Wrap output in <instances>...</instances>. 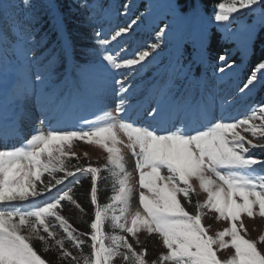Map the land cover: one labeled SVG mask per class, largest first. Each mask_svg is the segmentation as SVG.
<instances>
[{
  "label": "snow or ice",
  "instance_id": "1",
  "mask_svg": "<svg viewBox=\"0 0 264 264\" xmlns=\"http://www.w3.org/2000/svg\"><path fill=\"white\" fill-rule=\"evenodd\" d=\"M78 6L97 22V8L87 0ZM48 7L49 33L36 39L33 0H0V264H50L34 240L43 252L56 251L57 264H264L258 248L264 233L249 239L245 225V218L264 220V156L253 151L264 153V101L235 116H217L215 85L208 89L194 75L200 66L211 68L220 82L237 75L239 66L217 47L209 26L248 57L264 29V0H219L211 16L202 14L198 0H173L174 19L185 31L177 35L165 25L145 46L135 41L140 17L108 31L94 29L97 47L71 64L72 93L59 86L69 76L58 64L73 58V37L65 14L55 4ZM132 7L125 2L106 9L102 19L129 17ZM161 44L173 48L169 77L134 103L132 80L160 59ZM93 72L100 83L90 81ZM258 88H264V53L238 86L239 99L251 100ZM110 95L114 107L104 103ZM32 103L39 109L38 127L22 139ZM13 140L21 142L10 145ZM77 142L102 149L106 163L80 164ZM73 158L76 164L69 163ZM109 178L111 195L101 203L100 184ZM85 179L91 185L87 221L88 210L73 195ZM197 187L206 194L203 201ZM65 201L79 211L86 231L62 215ZM210 214L227 226L210 234L212 225L204 223ZM142 232L162 245L156 259L147 258ZM228 249L230 256L221 259L218 253Z\"/></svg>",
  "mask_w": 264,
  "mask_h": 264
},
{
  "label": "rangeland",
  "instance_id": "2",
  "mask_svg": "<svg viewBox=\"0 0 264 264\" xmlns=\"http://www.w3.org/2000/svg\"><path fill=\"white\" fill-rule=\"evenodd\" d=\"M17 2H19V0H17ZM130 3L134 5V7L130 9L129 17H120L119 19L114 21L113 27L121 26L123 23L129 22V19H135L136 17H140V20H139L140 27H139V30L136 32V36H135V41L137 42L138 45L145 46L147 44L155 42L156 31L159 28H163L165 25H169V27L174 28L175 33L177 35L183 34V32L185 31L184 24L174 19L173 11L171 8L173 0H130ZM37 4H40L44 7V4L41 0H36L35 6ZM108 7L115 9L114 5H109ZM198 7L201 9L202 14L206 16H211L212 12L214 11L213 7L211 8L210 12L204 11L199 0H198ZM76 8H78V10L83 14L81 15V20L88 16V15L86 16V14H84L83 12L84 10H86L85 8H80L79 6ZM244 11H247V10H244ZM34 14L35 13L33 12L32 15ZM141 14H144V15H141ZM236 15H239V13H237ZM243 19L247 23H252L254 18L251 16H247V17H244ZM236 27L237 25H233V28H236ZM111 28L112 27H109V29L105 31H108ZM213 28L215 27L209 26L210 35L212 33ZM260 30L258 31V34ZM223 40L225 39L223 38ZM232 43L235 44L233 51H236L238 49V45L236 42H232ZM160 51H161L160 59L156 61L155 63L149 65L148 68L144 69L143 72H141L135 79L132 80V85L136 89V94L133 97L134 103L138 100H142L144 96L147 95V92L150 89V87H152L153 85H159L160 83H162L164 80H166L169 77V74L171 72V65L174 62L173 48L171 46H166L165 44H161ZM153 55H155V53H153ZM149 59H151V57H149ZM145 63H147V61H145ZM235 63L239 66L237 75L230 77V78H226L222 82L216 81L214 79L211 68L205 69L203 66H200L194 69V75H197L201 77L202 79H204L205 81H207L208 89H213V85H215V88L213 89L216 94V102L214 105V110L217 116L222 113L225 115H233V116L238 115L242 113L243 111H245L249 104L253 103V102L247 103L248 101L247 98L244 100L239 99V96L237 93V88L238 86H240V84L238 83V76L242 71V65H241V62H235ZM62 64L63 63L58 64V67H60ZM66 71H67L69 78L64 80L63 83H61L59 86L60 88L64 89L65 92L72 93L76 85H75L74 79L71 77L72 69H71L70 63H68L67 66L65 67V70L62 69L60 73L64 75ZM219 75H221L219 72L215 73V76H219ZM89 78L93 84L101 82V77L96 72L91 73ZM178 87H180L182 90L186 88V82L183 81L182 78L179 81ZM208 89L201 88L199 91L204 92V91H207ZM225 98L233 102L231 104H225L223 103ZM2 99H3V92L0 91V100ZM115 102H116L115 97L111 95L106 97L104 101V103L108 107H114ZM28 112H29V116L26 119H24L21 123L22 139L29 138L33 130L36 127H38V123H37V118L39 116L38 107L34 103L29 104ZM85 114H90V113L86 112ZM20 142H21L20 140H13L10 142V145L13 143L18 145ZM73 151H75L77 156L79 157L80 164L87 165L88 163H92L93 166H99V165H103L106 163L107 154L102 149L96 146L86 145V144L77 142L74 145ZM124 151H125L126 157H128L130 160L128 167H129V170H131L133 165L131 163L130 153H128L127 149H125ZM253 151L257 156L261 155L260 150L257 149ZM84 153H87V156H85ZM69 163L76 164L77 160L73 158L72 160L69 161ZM102 175L106 176L107 173H102ZM133 183L135 184V180L133 181ZM100 188H101V191L99 193L100 202L106 203L109 196L111 195V191H110L111 190V179L109 178V180L102 181L100 184ZM197 193H198V196L196 198L203 201L205 199L206 194L201 192L198 187H197ZM134 200H135V197H134ZM63 203H66V201ZM88 203H90L89 200H88ZM91 209H92V206H91ZM188 210L193 211V209L190 207L188 208ZM214 215L215 214H210L209 216H206L204 220V223L206 226L212 225L210 234H213L215 231L222 230L224 227L227 226V222H224V221L217 222L215 219L210 218V217H214ZM90 219L91 218L89 217L88 220ZM245 225L249 230V235L247 237L249 239L256 240L261 235V233H264V220L257 218L255 221H252V220H248L247 218H245ZM78 230L86 231L87 228L84 230H81V229H78ZM105 230L111 231V229L107 228V226ZM139 235H140V239L142 241H145L147 244V249H148L147 258L149 260L156 259L158 254L164 251L158 239L150 238L146 236V234L143 232L140 233ZM33 244L35 248L37 249L38 253L41 254L42 257H44L46 260H48L50 264H57L56 251L50 250L47 253L43 252L41 242L38 240H34ZM68 246H69L68 243H66V247ZM258 248L264 251V245L258 244ZM85 251L86 252L88 251L87 247L85 248ZM232 251H233L232 249H228V250L218 253V255L221 257V259H227L232 253ZM53 259L55 260V262ZM60 264H67V262L61 261Z\"/></svg>",
  "mask_w": 264,
  "mask_h": 264
},
{
  "label": "trees",
  "instance_id": "3",
  "mask_svg": "<svg viewBox=\"0 0 264 264\" xmlns=\"http://www.w3.org/2000/svg\"><path fill=\"white\" fill-rule=\"evenodd\" d=\"M44 4V7L40 4H37L34 9V17L38 21V25L36 26V39H40L42 36H46L49 33L50 25H51V10L48 7L50 4L57 5L59 11L63 12L66 17V23L68 24L69 31L73 37V58H70L67 62L63 63L60 67H58L59 71L62 69L65 70V67L68 63L72 64L73 61L83 62L85 59V50L96 48L95 44V35L94 29H99L101 27L104 30L109 29V27H113L114 21L119 19L120 17H126L124 15H112L110 18H103V11L106 9H110L109 5H114L115 9H119L121 5L125 2H129L130 0H87V3L92 5L94 8H97V22H92L89 20L90 10L85 8L84 14L87 17L81 20V15H83L78 8V5L82 0H41ZM202 8L206 12H210L211 8L215 3H218L219 0H199ZM36 0H33L35 4ZM88 18V19H87ZM123 23L121 26H123ZM212 36L219 38L217 40V47H223L227 49L231 58L235 62H241L242 71L238 76V83L242 85L243 81L247 77V75L252 70L253 66L257 63L261 54L264 53V29H261L258 36L256 37L253 44V54L244 57L241 55V52L238 50L233 51L235 44L232 42H227L223 40L222 35L216 28L212 29ZM232 52V54H231ZM73 60V61H72ZM217 62L213 60V64ZM62 68V69H61ZM264 101V88H258L256 92L253 94V98L251 100L248 99V102H260ZM260 156H264V153L261 152ZM80 185H77L74 189L73 195L78 199V201L88 210V215L84 216L82 219L87 221L89 217L91 218L92 209L90 203H88V193L90 191V180H83ZM67 203V202H66ZM64 203V208L62 211V215L69 219V221L77 228L84 230L87 228V225L81 223V214L74 206L70 204ZM88 217V218H87ZM85 231V230H84ZM54 260V259H53ZM55 262V260H54Z\"/></svg>",
  "mask_w": 264,
  "mask_h": 264
}]
</instances>
